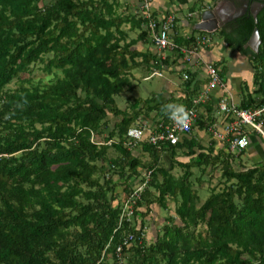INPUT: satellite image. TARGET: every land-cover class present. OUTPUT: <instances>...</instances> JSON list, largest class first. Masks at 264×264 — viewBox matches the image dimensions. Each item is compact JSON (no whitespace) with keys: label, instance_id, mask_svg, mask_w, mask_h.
Returning <instances> with one entry per match:
<instances>
[{"label":"trees","instance_id":"1","mask_svg":"<svg viewBox=\"0 0 264 264\" xmlns=\"http://www.w3.org/2000/svg\"><path fill=\"white\" fill-rule=\"evenodd\" d=\"M261 3L256 21L246 11L212 32L195 30L192 19L182 33L181 8L168 12L175 16L172 45L159 59L138 4L131 12L120 0H0V264H264V160L238 169L234 158L243 150L230 152L223 143L214 152L203 144L197 130L210 141L206 130L215 121L210 96L195 106L190 132L175 144L132 147L126 135L143 122L164 123L162 104L193 105L207 76L185 64L180 48L196 34L218 35L230 52L247 58L252 88L242 84L235 107L264 106ZM204 6L194 0L186 13L199 15ZM152 16L161 15L153 10ZM253 27L256 51L243 47ZM37 64L51 78L34 80ZM210 64L217 69L218 61ZM135 70L144 79L154 70L173 73L179 93L134 95ZM261 119L264 127V113ZM142 170L150 173L127 219L122 201L144 179ZM217 170L220 187L207 184L201 199L195 183L202 186ZM170 204L172 215L146 242L151 205L167 210Z\"/></svg>","mask_w":264,"mask_h":264},{"label":"built area","instance_id":"2","mask_svg":"<svg viewBox=\"0 0 264 264\" xmlns=\"http://www.w3.org/2000/svg\"><path fill=\"white\" fill-rule=\"evenodd\" d=\"M137 6H139L140 15L142 18L148 20V29L150 31L152 44L156 49V56L159 59H164L166 50L172 45L168 38V34L175 22V16L171 13H167L166 15L164 13L160 17L153 19L151 0H139V4ZM195 15V13H186L185 19L192 20ZM209 41L210 40L208 36L196 34L188 47L180 48V52L183 54L182 60L184 62L189 61L192 56L197 55L200 49L208 45ZM203 66L207 76V82L203 86L200 94L192 100L193 105L186 108L190 113V120L187 122L188 126L184 127L182 125H178L173 119H170L169 117H167L164 123H159L152 126L143 122L141 125L133 126L127 130L126 135L128 145L133 147L142 141L156 146L161 142L175 144L180 135L188 134L190 132L197 117V108L195 106L209 98L210 90L212 88L224 87L223 82L218 76L217 69L213 67L210 62L204 63ZM153 75L161 76V72L154 70L149 74L148 77ZM183 77L185 78V74ZM215 105L217 110L222 115L230 117L231 121L227 122L221 131H218L212 126L208 127V131L217 140H226L230 152L237 153L247 147L248 137L242 130L245 126L249 127L251 131L256 132L264 138V127L262 125L261 119V115L264 113V106L254 109H238L232 102L225 101L223 99H219ZM94 140L95 136L92 132H90V141L95 144L101 143L100 141ZM106 143H110V140L106 141ZM149 173L150 170L141 171V175L144 177V179L140 183L133 185L131 193L122 201V217H126L128 219L132 215V205L139 197V194L142 191L146 180L148 179ZM125 242L126 239L123 240V243ZM119 251L120 245L115 248L116 254L119 253Z\"/></svg>","mask_w":264,"mask_h":264},{"label":"crops","instance_id":"3","mask_svg":"<svg viewBox=\"0 0 264 264\" xmlns=\"http://www.w3.org/2000/svg\"><path fill=\"white\" fill-rule=\"evenodd\" d=\"M212 6L205 5L201 10L205 8H219L218 4L219 0H211ZM152 7L154 10L159 14L163 15L165 12H171L176 11L178 8H185L187 4V1L184 0V2L180 0H151ZM205 4V0H204ZM229 6L226 2V9H228ZM186 13V11H185ZM185 13L181 11L176 13L177 16L180 17V20L178 24L180 25V32L182 33H189L192 21L191 19L187 20L185 19ZM194 24L198 22L199 17H194ZM193 24V28H194ZM212 32V31H211ZM215 35H213L214 37ZM213 37L209 41V44L206 45V47L200 49L197 53V55L192 56L189 61L185 62V64L191 68L192 71H196L199 78H205L206 73L204 70V63L211 62V61H218L217 69L221 70L220 73V79L223 82V88H212L210 90V102L213 103V109H214V115L215 121L212 125V127L216 128L218 131H221L224 127V125L227 122L231 121L230 117L223 116L215 107V104L219 99H223L225 101H230L234 104H237L239 102V99L241 97V87L242 84L245 83L250 90L252 88L251 85V79H252V71L248 64L247 58L243 55H241L238 52H230L226 47L222 40V45L225 47L229 52L231 57V63L227 64L226 60L221 56L218 55V53L215 51L216 49L218 51L221 50L219 48L218 43L213 42ZM177 63L172 64L169 66V70L174 69ZM175 70V69H174ZM173 73H169L168 71L162 72L161 77L162 84L159 88H162V90L158 91V98L162 99L167 96L169 92L172 91L174 95H177L178 88L177 85L174 84ZM166 93V95H164ZM216 109V110H215ZM202 113L204 110L202 109ZM209 127V126H208ZM243 132L248 137V145L243 150V152L239 155V157L234 158V166L235 168L241 169L243 166L248 167L252 164H255L257 162H260L264 160V138L257 134L254 131H251L249 127L245 126L243 127ZM208 131V128L207 130ZM197 135L200 137L203 136V131L197 130ZM210 141H204V145H212L213 151L216 152L217 150L221 149L223 147V143L227 144L226 140L221 141L217 140L211 135Z\"/></svg>","mask_w":264,"mask_h":264},{"label":"rangeland","instance_id":"4","mask_svg":"<svg viewBox=\"0 0 264 264\" xmlns=\"http://www.w3.org/2000/svg\"><path fill=\"white\" fill-rule=\"evenodd\" d=\"M186 1H187V4H191L192 1H194V0H186ZM124 2H127V7L130 8L131 12H133L135 10L136 5L138 4L137 0H120L121 6H122V4ZM151 5H152V2H151ZM205 5L212 6V1L211 0H205ZM152 9L154 10L153 7H152ZM119 10L123 11V8L120 7ZM181 11L183 13H185L186 9L183 8V9H181ZM195 17L198 18L199 16L195 15ZM128 35H129V37L130 36H134L135 32H129ZM213 42L218 43L219 48H221L220 51H218L217 49L215 50L218 53V55H221L226 60L227 64L231 63V58H232L231 56L232 55H230V52L225 47H223L222 38H220L218 35L214 36L213 37ZM139 46H140V48H143V47L145 48L144 44H142V43H140ZM153 51L154 50L151 49V52H153ZM144 73H145L144 71H139V70L133 71V74L135 76L134 79L136 80L135 82H137V80H138V84L140 86L139 87V86L136 85V88H135L134 93H133L136 96H141V95L144 96V95H146V94H148L150 92H153V91L158 92L159 89H160L159 87L162 84V81H160L161 77L150 76L149 78L144 79L143 78ZM31 76H32V78L34 80H39L40 79L43 82H45L49 78H51L52 75L50 73L47 74V73L43 72L41 70V64H37V66L33 70V73L31 74ZM171 77H173L172 79L174 81V84L177 85L178 84V79L176 80L174 75H172ZM9 86L10 87L16 86V82L14 81V79L11 81ZM164 95H166V93H164ZM124 97H125V95L120 96V99L117 101L118 102V106L123 107L125 105V102L123 101ZM197 113H198V110H197ZM112 119L113 118L109 116L108 120L111 121ZM149 123L150 122H148V124ZM109 126H110V123H109ZM103 134H105V133H103ZM208 134L203 133L204 141H206L208 139V136H209ZM210 137H211V134H210ZM132 153H133V155L139 157L140 153H141L140 150H139V147H136L135 149H133ZM144 155L141 158H145ZM162 160L164 161V163L168 162V154L167 153H164L162 155ZM174 172L176 174H178L179 170L176 169ZM198 174H199L198 171L194 170L193 175L197 176ZM206 175H207V177H209L208 174H206ZM202 177H203V179H206L205 175L202 176ZM132 181H133V179L131 180V184H132ZM133 183H135V182H133ZM207 184H208V186L209 185L210 186H218V187H216L217 189L220 187L219 186V184H220L219 183V170L214 171L213 174L208 178V181H206V183L205 182L202 183V186L200 184L198 185V183L197 184L195 183L194 186L198 189L201 199H203L206 196V194H207V190H206ZM168 215H172V206H171V204H170V206H169V208L167 210H163V209H161L160 207H158L156 205H151L149 213L144 217V220H146L145 221V233H144V238H145L146 242H149V241H151L153 239L155 233L158 232V229L161 227V223L163 221L162 220L163 217L168 216ZM200 229H198V230H200Z\"/></svg>","mask_w":264,"mask_h":264},{"label":"water","instance_id":"5","mask_svg":"<svg viewBox=\"0 0 264 264\" xmlns=\"http://www.w3.org/2000/svg\"><path fill=\"white\" fill-rule=\"evenodd\" d=\"M263 1V0H262ZM227 2V1H226ZM227 5L229 6V10L227 11L229 14L230 12L236 10L235 8V3L232 0H229L227 2ZM262 3L259 2L258 0H254L249 8V13L252 15L253 20L256 21V14L258 10L262 7ZM244 11V10H242ZM241 11V12H242ZM238 13V14H237ZM240 13V10L236 12V15L233 16H225L219 11L218 8H205L199 12V20L194 24V29L195 30H200V31H206V32H211L219 27H221L224 23L228 22L229 20L233 19L234 17L238 16ZM226 14V15H227ZM259 43V38H258V32L256 27H253L252 32L250 34L249 39L246 41L244 44L245 47H249L252 50L256 51L257 46Z\"/></svg>","mask_w":264,"mask_h":264},{"label":"clouds","instance_id":"6","mask_svg":"<svg viewBox=\"0 0 264 264\" xmlns=\"http://www.w3.org/2000/svg\"><path fill=\"white\" fill-rule=\"evenodd\" d=\"M161 111L178 125L188 126L187 122L190 120V113L184 105L174 103L162 104Z\"/></svg>","mask_w":264,"mask_h":264},{"label":"flooded vegetation","instance_id":"7","mask_svg":"<svg viewBox=\"0 0 264 264\" xmlns=\"http://www.w3.org/2000/svg\"><path fill=\"white\" fill-rule=\"evenodd\" d=\"M226 1L228 2L229 0H219L218 1V4H220L219 5V7H220V10L219 11H221V13L224 15L225 14V16H227V17H229V16H233V15H236L235 13L236 12H238L239 10H240V13H239V15H241V14H243V13H245L246 11L247 12H249V8H250V5H251V3L254 1V0H232L234 3H235V8H237L236 10H234V11H232V12H230L229 14H227L228 12V10L226 9ZM259 2H262V0H258ZM219 9V8H218ZM242 10H244V11H242ZM242 11V12H241ZM227 14V15H226ZM238 14V13H237ZM229 15V16H228ZM238 15V16H239ZM237 17V16H236ZM235 18V17H234ZM233 18V19H234ZM232 20V19H231Z\"/></svg>","mask_w":264,"mask_h":264}]
</instances>
